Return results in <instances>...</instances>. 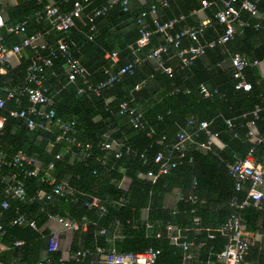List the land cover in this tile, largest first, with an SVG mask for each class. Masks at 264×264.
I'll list each match as a JSON object with an SVG mask.
<instances>
[{"label": "trees", "instance_id": "obj_1", "mask_svg": "<svg viewBox=\"0 0 264 264\" xmlns=\"http://www.w3.org/2000/svg\"><path fill=\"white\" fill-rule=\"evenodd\" d=\"M79 1L84 6V14L81 19H74V24L66 31V37L64 32L57 31L52 27L49 19L45 17L36 19V12L41 11L45 6V3H39L37 0H20L11 10V15L4 22V25L12 27L26 22V25H28L27 29L29 26L31 28L28 29L29 33L42 32L46 34L48 43L50 41H58L59 38H64L70 53L77 59L79 58L78 50L73 47V44L78 46L87 43L96 51L98 50L101 57L104 56L105 51H117L118 56L121 58V65L116 70L110 73L106 70V74L98 80L89 79L87 74L89 82L94 85L108 79L109 74H114L121 66L127 63L134 64V69L131 74H123L112 86L101 89L99 92L102 93L97 95L93 94V91L78 93L77 87L83 86L79 79H76L72 83L67 81V63L65 57L61 54L53 58L52 66L44 67L45 85H47L49 94L52 96L56 115L63 120L74 119L76 121L77 138L81 142H89L91 144V155L82 160L80 159V151L75 146H69L63 141L56 143L54 142L52 133L40 129L29 130L22 125L20 120L10 118L7 119L4 127L0 129V152L3 151L6 154L12 155L21 150L27 154L35 155L45 167L50 161L54 162L53 167L50 169V174L57 181H65L71 187L77 189L78 192L58 199L60 200L59 202L50 206L52 213L69 218L79 217L87 213L88 217L94 223L96 222L98 227H105L110 232L114 229L113 224L117 220V224H119L117 230L121 231V236H118L119 238L115 240L114 245L116 251L140 252L149 247L157 248L161 252L156 264H180L182 262L181 255L173 252L175 251L173 250L174 247L165 238V223L170 222L174 224V222L171 217V211L163 207V198L165 194L171 192L174 186H180L183 190L182 195L185 197L189 193H194L197 197L194 203L184 199H181V201L183 203V209L191 215H195L198 209L196 205L201 199V187L206 185V181L202 180V174L204 176H210L211 171L216 168L217 163L224 164V170L226 169L225 171L228 174L227 164L234 162L237 158L244 157L248 152H251V154L254 153L255 155L256 149L259 153L264 152V142L254 146L246 137V122L251 119V111L254 105L262 103L260 99V93H262L260 86L257 85L256 87V69L254 66H249L243 70L247 74L246 80L251 83L250 91L235 89L237 79L233 77V68L230 72L223 70L224 77L222 81L194 77L192 83L184 85L178 75L185 74V69L192 64L191 72L193 73L198 63H200V60L194 59L191 65L183 68L179 65V70L172 68L173 73L169 77L160 70L155 69L156 66L154 67V64L146 58L150 49L159 45L156 41L157 34L151 36L152 38L147 46L139 49L136 46V40L139 37L136 18L142 11H147L151 3L135 9H132L129 5L127 10H124L120 4L111 6L108 8L104 17L95 20L97 21L96 27L94 30H91V22L88 17L92 15L94 10L106 4L107 0ZM175 1L177 3V0ZM255 1L258 12L264 13V0ZM186 2L187 5L185 8L183 9L181 7L176 15L173 16H171V8L174 4H172L171 0H167V6H162L159 1L152 3L157 5L158 19L163 22L177 17L180 14L187 15L194 8L201 7L199 0H186ZM55 4L58 6L60 12H68L72 9L73 0H55ZM242 13L241 18L247 21L248 25L237 29L233 39L230 40L231 42L229 41L230 43H237L240 36L244 37L248 33L264 32V16L256 19L253 17L257 16V14L251 16L245 11ZM129 17L133 18L132 22L134 26L125 35L120 36L119 25ZM211 19L213 23H216L214 14ZM145 20L147 26L153 29L154 26L149 15L145 17ZM216 24L220 25L218 23ZM256 24L258 25L257 27H255ZM12 34V32L5 34L1 30L2 44ZM213 34L215 33L211 28L206 30L207 38H213L211 37ZM88 36H91L92 39L90 40ZM182 40L183 46L191 42L186 38ZM200 42L205 43L206 41L200 40ZM48 45L52 47L50 44ZM169 49L171 50V46ZM218 52V48H207L205 56L209 57L210 54ZM235 52L242 53V50L235 49V51H232V54ZM44 54H47V51H44ZM246 54L244 55L251 61L254 59L261 61L259 59L260 57L252 58L248 53ZM30 55L31 52H24L22 57L24 61L21 60L22 66L20 69L25 70ZM136 58L139 60L137 63L134 61ZM140 62L141 64H150L148 72H142L141 68H137V64ZM218 62H220L219 58L215 60L214 64L216 65ZM81 64L87 68L86 64ZM166 64L169 65L168 63ZM102 73H105V71H102ZM248 74H251V78H248ZM146 76L151 77L153 82L158 81L164 87V92L159 103L142 108V120L145 127L137 130L131 127L127 115L118 114V105L121 101L126 100L132 106L136 107L134 100L138 99L139 93L148 88V83H143L147 78ZM205 84L209 88H217L220 92L219 94H222V96L216 95L212 98H203L200 95L199 89L201 85ZM140 85L142 86L138 90L134 89ZM175 88L179 90L174 91ZM185 89L188 92H185ZM130 91H133L132 95L135 98L133 102L129 99L131 97ZM111 94L114 96V99L106 101L105 97ZM211 105L215 107L214 109L218 113L217 115L213 116V113L209 115L204 113ZM193 115L196 116L197 121H208L209 129L213 132H218L219 139L225 143V147L220 150L213 145L210 151L193 150L191 152L189 150L194 158L192 165L185 162L179 163L168 174L159 175L157 181L152 184L144 175L147 170H156L157 168L152 159L153 155L158 150L166 153L168 145L175 140V135L179 127H184L187 120ZM226 119L232 120L234 124L232 129L227 128ZM256 125L259 131L264 133V108L260 113V118L256 121ZM194 129L195 126L191 128V131ZM149 130L153 131L152 137L147 136ZM105 134H109L110 139H119L120 136L125 137L124 145L130 148V152L125 153V149L123 148L121 156L115 157L111 151H102L97 145L105 138ZM162 136H165L166 140L163 141V144H159L158 140ZM204 139V131L195 132L194 141L197 142ZM50 142H52V146H49ZM67 147L71 151L74 148L79 153V157L71 160L70 154L64 152ZM192 147L196 148L197 146L193 144ZM143 151L146 156L144 160L139 156ZM60 152L63 154L62 157L55 159V155ZM103 158L104 163L101 162ZM1 171L0 173H2ZM123 176L131 179V184L126 191L119 186ZM193 178L196 179L194 188L191 187ZM22 179L28 195H32L40 189H44L47 192L51 190V185L46 182H41L38 177L24 176ZM190 180L191 182H189ZM233 186L234 182H232L231 189L228 190V193L223 198L218 199L219 207L216 209L214 218L211 221L210 218L207 221L205 220L206 223L202 219L203 225L208 227V229L210 227H218L228 217L230 213L228 201L233 193ZM204 195L206 196V193ZM92 196H97L102 201L113 200L114 202L121 199V197H125L126 202L121 206L113 203L108 204L106 211L103 214H98L95 209L87 210L84 205ZM11 202L9 208L4 211L0 219L3 223L8 222L12 218L13 210L16 207L36 217L35 219L39 226L46 219L44 214L38 210L40 203L26 205L19 201ZM144 208L148 210L147 221L153 223L154 230L146 229L144 223L140 221L141 210ZM203 211H206L207 216H209V210L204 208ZM243 214L247 228H254L253 225L260 216L259 212L254 207L249 206L244 210ZM156 231H160L162 236L156 238L154 236ZM45 232L39 234L25 226L9 227L6 237L1 242L10 246L13 239H23L25 243L19 246V248H14L12 251H9V253L0 255L1 261L5 264H9L13 260L34 264L42 259L44 257L42 254L46 251V243L42 237ZM224 243L225 237L220 233H216L215 240H209L208 246L213 245V250L219 252ZM50 258L51 264H61L58 252L50 253ZM73 263L74 261H69L63 264Z\"/></svg>", "mask_w": 264, "mask_h": 264}, {"label": "built area", "instance_id": "obj_2", "mask_svg": "<svg viewBox=\"0 0 264 264\" xmlns=\"http://www.w3.org/2000/svg\"><path fill=\"white\" fill-rule=\"evenodd\" d=\"M3 0H0V6ZM50 1V0H48ZM70 1V0H63ZM130 0H107L101 8L94 10L91 16L88 17L91 22V30L96 27L97 18L104 17L108 8L116 4H120L124 10L129 7ZM202 7H209L214 4V1L199 0ZM162 6H167V0L159 1ZM220 5L214 13L215 22L223 26L222 33L214 39L208 40L205 43L200 42V37L203 36L206 26H212L213 20L201 22L198 26L183 27L181 30L172 33L173 27L185 18V15H179L171 18L167 21L161 22L157 16V5L151 3L147 11H142L136 18V24L138 25L139 37L136 40V46L139 48L145 47L150 43L151 36L153 34H160L164 38V43L159 44L157 47H153L148 52L146 58L155 63L156 67L168 75L172 76L173 69L165 65L162 53L168 50L169 45L176 48V55L180 58L182 65H189L192 61L203 54L207 47H214L217 44L226 43L233 39L237 29L248 25L247 21L241 18V12L245 11L251 16H255L258 12L257 3L255 0H220ZM84 14V6L79 0H73L72 9L68 12H60L59 9L52 4H45L41 11L36 12V19L43 17L49 19L52 27L58 31L66 33V31L74 24V19H81ZM149 15L153 23V29L147 26L145 17ZM82 21V20H81ZM4 26L3 16L0 9V30ZM258 25L256 24L255 27ZM10 31L22 34L21 42L13 45L10 48H6L2 44V37L0 35V74L9 58L21 52L23 47H30L34 51L36 60L28 67L25 80L21 85L16 87H8L0 85V109H3L6 105V101L13 99L16 102L20 101L23 96L27 97L29 105L25 108L10 109L6 116L0 115V129L4 127L6 119L10 116L13 118H20L24 121L26 128L33 130L35 128L45 129L54 136V142L61 141L66 142L69 146H75L80 151L81 159H86L91 155V144L89 142H81L77 138L76 121L74 119L63 120L56 115L55 109L52 106V101L46 93V88L43 86V69L46 66H52L53 58L57 54H61L66 59L67 63V81L74 82L76 79H81L84 83V87L77 89L78 93L93 91L99 92L105 87H110L114 82L118 81L120 77L125 74H131L134 69L133 63H127L121 66L114 74H110L109 78L105 81L99 82L94 85L89 82L87 78L86 68L79 62V60L70 53L67 43L64 39H60L57 42L56 47H50L45 41V34L42 32L27 33L26 22L14 25L9 28ZM91 39V36H89ZM186 38L191 42L187 45H182V39ZM41 50H47L48 54L42 55ZM112 60H116L118 57L117 51H112L107 55ZM135 63L139 62L136 58ZM231 65L234 69L233 77L237 79L235 89H242L248 91L251 89V83L248 82L243 75V70L246 67L260 65L259 60H249L247 57L240 53L235 52L230 57ZM262 77L264 78V70L262 71ZM175 88L174 91H178ZM200 93L204 98H208L213 94L218 93L217 88H209L206 85L200 86ZM185 92H188L185 89ZM264 102V100H263ZM264 105L256 104L251 111V119L246 122V137L249 142L254 146L264 141V133H261L257 129L256 121L260 118ZM118 114H124L128 116L129 123L133 129H143L145 124L142 120V113L132 106L129 101H121L118 105ZM195 126V129L191 131V128ZM226 126L228 129H232L234 124L231 119L226 120ZM196 131H204L205 139L202 141H194V135ZM153 131L147 132L148 137H152ZM218 132H213L209 129V122L206 120L197 121L191 117L187 120L184 127L180 128L175 135V140L168 145L167 152L158 150L152 157L153 162L156 164V170H147L144 175L152 184L155 183L159 175L168 174L172 169L178 166L179 163L185 162L189 165L193 164L194 158L189 152L188 143L196 144L197 148L202 151H210L212 146L218 141ZM166 140L165 136H162L158 140L159 144H163ZM102 151H111L115 157H120L122 149H125V153L130 152V148L125 146L119 139H110L109 134H105V138L101 140L97 145ZM65 153H71L69 147L64 150ZM62 153L55 155V159H60ZM140 158L143 160L146 158L145 152L140 153ZM104 163V158L101 159ZM54 162L48 163V169H51ZM40 162L35 155L27 154L21 150L17 151L10 158L5 157L0 153V170H7V172L0 173V216L3 215V211L10 206L9 199H13L25 204H31L35 201L43 200L51 202L58 197H66L75 193L74 189L65 181H56L51 178L49 174L40 173ZM228 174L234 181L235 194L231 195L228 201L230 213L226 220H224L218 227L217 231L225 237V243L219 252H216L211 259H207L205 264H249L245 258L248 250L251 246L249 238L246 236L244 219L241 211L249 206L259 210L263 208L264 204V164L256 162L251 152L242 158H237L234 162L226 165ZM10 169H18L19 174L10 172ZM20 174L26 176L38 177L41 182H46L51 185L49 192L44 189L36 191L32 195H28L25 191L24 181L20 177ZM192 184H196V179H192ZM247 187L245 188V185ZM245 190V195L240 198L239 192ZM180 199L195 201L196 196L192 193L186 197L181 194ZM124 198L119 200V203L124 202ZM85 204L88 207H99V200L93 198L92 201H86ZM43 211L47 221H55L60 224L64 229L73 230L78 229L81 225L86 224V218L83 217L81 221H77L74 218H64L61 215L53 214L44 206L40 208ZM100 212H104L105 208L100 207ZM200 222L198 217L193 219V223L198 225ZM39 227L35 218L28 215L25 211L20 210L19 207L15 208V215L8 221L9 226H28L38 232H41L46 226ZM159 224L158 222H155ZM152 223L147 224V227H153ZM165 229L168 231L169 241L181 247L184 251L183 258L190 260L191 255L189 252V245L191 242L186 239L184 235H181L178 231L174 230V225L170 222L165 223ZM45 229V228H44ZM7 233V227L0 222V237ZM47 249L50 253L56 252L61 246V239L59 231L50 227L47 235ZM157 236H160L157 233ZM208 236L213 238L215 233L208 230ZM24 241L21 239H14L13 246L19 247L23 245ZM204 242H199V245H203ZM5 246L0 242V249H4ZM160 249L149 247L140 252H118L114 249L105 251L102 247H96L94 253L99 256L98 261L92 264H156L157 258L160 255ZM90 251L88 249H80L75 251L71 258L75 264H83V258L88 255ZM63 264V259L59 260ZM2 264V263H0ZM25 264V263H18ZM35 264H51V258L48 257L45 263L38 261ZM184 264H189L185 262Z\"/></svg>", "mask_w": 264, "mask_h": 264}, {"label": "crops", "instance_id": "obj_3", "mask_svg": "<svg viewBox=\"0 0 264 264\" xmlns=\"http://www.w3.org/2000/svg\"><path fill=\"white\" fill-rule=\"evenodd\" d=\"M19 1L20 0H3L2 1L0 9H1V14L3 16L4 22H6L9 19L10 15H11V10L13 9L14 6H16L19 3ZM37 1L39 3L43 2L45 4H52L58 8V6H57L58 3L56 5L55 0H50V1H48V0H37ZM154 1H160V0H130L129 5L132 9H135V8H140L141 6H143L145 4L152 3ZM171 2H172V4H174L173 7L171 8V16L176 15V13L181 9V7H183V9H184L185 6L187 5L186 0H177V3L175 0H171ZM219 3H220V0H214V4L212 6H209V7H202L201 6L198 8H194L187 15H185V18L183 20H181L179 23H177L173 27L171 32L175 33L177 31L181 30L183 27L198 26L201 22L208 21L209 19H211L212 15L217 10L218 6L220 5ZM263 16H264L263 12L262 13L258 12L257 16H255L253 18L258 19V18H262ZM132 19H133L132 17H129L122 24L119 25V30L121 32L120 36L125 35L128 31H130L132 29V27L134 26ZM31 25H33V24H31ZM27 26L28 25H26V32L29 33L28 29L30 28V26L28 29H27ZM9 28L10 27H8L7 25H4L1 28L2 32L5 34L8 32L13 33L10 37H8V39H5L3 41V45L6 48H10L15 44L20 43L21 38H22V34L16 33L14 31H10ZM209 28H211L213 30V32L215 33V34H213V36H211L213 38H207V36H206V30ZM221 31H222V25L220 26V25H217L216 23H213L212 26H206L205 27L204 34H203V36H201L200 40L201 41H207V40L217 38L221 34ZM64 35L66 37L67 32ZM154 35H156V34H154ZM157 36H158V37H156L157 43H159V44L164 43L163 36L160 34H157ZM88 38H89V36H88ZM60 39H64V38H59L58 40H60ZM45 41L47 42V44H50L52 47L56 46L57 42H58V41H50L48 43L46 34H45ZM230 42L228 41L226 43L217 44L214 47H207L210 49L218 48L219 52L214 53V54H210L209 57H207V56H205V51L207 49L206 48L203 54H201L197 58H195L196 60L197 59L200 60V63H198V66L193 71V73L191 72V67L193 65L191 63L192 65L189 64L191 66L188 67L187 69H185V74L178 75L179 79L181 80V82L184 83V85L192 83L194 77H202L205 79L208 78V79H212L213 81H215V80L222 81V79L224 77L223 76L224 75L223 70L230 72L233 68L231 65V62H230V57L232 55V51H235V49H239V50H242V53H244V54L248 53V55L252 58L260 57L259 59H261V64L260 65H254V67H255L256 73H257V82L259 81L258 84L256 82V87H257V85H259L260 91L262 92V93H260L261 94L260 99H261L262 103H259V104L261 106H263L264 105V102H263V100H264V78H262L261 75H262V71L264 70V56H263L264 32L259 31V32L252 33V34L248 33L244 37L240 36V39H238L237 43L235 42V44H233ZM71 43H73V42H71ZM73 47L76 48V50H78V57H79L78 60L81 63L86 64V66H87L86 69H87V74H88L89 79L98 80L101 77H103L104 74H106V70L108 71V73H110V72L116 70L121 65L120 56H118L116 60H112L111 58H109L107 56L110 52L105 51L104 56L101 57L99 55L98 50L96 51L95 49L92 48V46H90L87 43H83V44H80L78 46L76 44H73ZM169 47H170V45H169ZM169 47H168V50L166 52L162 53V57L164 59L165 65H167L166 63H168L169 64L168 66H170L171 68H174L175 70H179L178 69L179 65L181 66V68L189 66V65H182L181 64L180 58L175 53L176 48L174 46L171 45V50L169 49ZM26 51L31 52V55L29 57V62L27 64L25 70H22V69H20V67L22 66L21 60H22L24 52H26ZM44 51H47V50H41L40 53L43 55ZM47 54H48V51H47ZM44 55H46V54H44ZM218 58L220 59V62H218L215 65L214 64L215 60H217ZM35 60H36V56L34 55L33 49H31L30 47H23L20 53L14 54L9 58V61L6 63V65L3 69V72L0 74V85L1 86H8V87H16L17 85H21L25 80L24 78H25V74H26L28 67ZM22 61H24V60H22ZM151 62L154 64V67H155L156 66L155 63L153 61H151ZM142 64H141V62L138 63L137 68L138 69L141 68L142 72H148V70L150 69V64L149 63L148 64L145 63L143 65ZM46 67H50V66H46ZM155 69H158V68L155 67ZM43 71H44V69H43ZM102 71L103 72L105 71V73H102ZM187 71H190V72H187ZM176 72H178V71H176ZM21 75H23V76L21 77ZM243 75H244V78L246 77L245 79H247V74L243 72ZM146 77L147 78H146V80L143 81V83L147 82L148 88H147V90L144 89L141 93H139L138 96L140 97V100H139V97L137 100H134L135 98L132 95L133 91H130L131 97L129 99L131 102H133V100H134V103L136 104L135 106L140 112H142V108L150 107L153 104L159 103L162 99V94L164 92V87L161 86V84H159L158 81L153 82L151 77H148V76H146ZM248 78H251V74H248ZM79 80L81 81V85L83 84V86H78L77 89L79 87H84L83 81L81 79H79ZM202 84H204V83H202ZM43 86L46 88V93H47L48 97L51 99L52 106H53L52 96L49 94V90H48L47 85H45V74H44V72H43ZM141 86L142 85L136 86L134 89L138 90ZM250 90H248V91H250ZM242 91H244V90H242ZM199 92H200V90H199ZM82 93H85V92H82ZM99 93L100 92H94L93 94L97 95ZM219 93L220 92L213 94L210 97L212 98L216 95L222 96V94H219ZM200 95H202V94H200ZM105 99H106V101H111L114 99V96L111 94V95L106 96ZM28 105H29V102H28L26 96L21 97L19 102H16L13 99L7 100L5 107L3 109H0V115L6 116L10 109L25 108ZM214 108L215 107L211 105L208 107L207 110L204 111V113L207 115L213 113V116L217 115L218 113L215 112ZM192 117L196 119V116L193 115ZM8 118L18 119L21 121L22 125L25 126L24 121L20 118H13L10 116ZM7 119H6V121H7ZM6 121H5V123H6ZM182 127L183 126H180L179 129ZM35 129H40V130L46 131L45 129H41V128H35ZM257 129H258V127H257ZM119 140H121L123 143H125L124 142L125 137L120 136ZM64 143H66V142H64ZM193 144L194 143H188L189 150H191V152L193 150L200 151L199 148L192 147ZM49 146H52V142L49 143ZM214 146L221 150L225 147V143L222 142L221 139H218V141L215 143ZM0 153L2 155H4L5 157L10 158L16 152L13 153L12 155L6 154L3 151H1ZM69 154H70L71 160L79 157V153L74 148L72 149V152ZM251 155L255 161L257 160L256 162L264 164V152L259 153L258 150L256 149L255 155H254V153H252ZM82 160H84V159H82ZM39 168H40L41 174L47 173V174H49V176L51 178H54L57 181V179L50 174L51 170L48 169V164L45 167L44 165H42V163H40ZM225 170H224V164L217 163L216 168H214V170L211 171L210 176L209 175L204 176L202 174V180L206 181V185L201 187V192H202L201 193V199L199 200V203L196 205V206H198V209L197 210L195 209L196 210L195 215H191L190 213L186 212L183 209V203L180 199L183 190L180 188V186H174L171 189V192L165 194V196L163 198V207L165 209H168L171 211V217H172L173 222H174V224L172 223L174 225V230L178 231L181 235H184L186 237V239L191 242V244L189 245V252H190V255L192 257L190 260H185L183 258L184 251L181 249V247L176 246L169 241L168 231L164 227L165 238L174 247L173 250H175V251H173V252L174 253L176 252L177 255L180 254L182 257V262L180 264H184L185 262H187L189 264H205L206 260L213 258L214 254L216 253L213 250V245L208 246L209 240L210 241L215 240V236L213 238L208 236V230L213 231V233H215V235H216V233H220V232L217 231V227H214V228L210 227L208 229V227L203 225L202 219H204V222H205V220L207 221V220H209V218H210V221L214 218L215 213H216V209L219 207L218 206V204H219L218 199L223 198L228 193V190L231 189L232 182H234V181L226 173ZM203 171H205V170H203ZM1 172L2 173L7 172V170H2ZM10 172L17 173V174L20 173V171L18 169H15V170L10 169ZM20 177L23 178L24 175L20 174ZM189 182H191V180ZM130 184H131V179L127 176H123L122 180L120 181L119 186L121 189L126 191L129 188ZM191 187L194 188L195 185L192 184ZM246 187H247V184L245 185V188ZM72 188L74 189L75 193L78 192L77 189H75L74 187H72ZM245 192H246L245 190H243L242 192H239L238 196L240 198H242L245 195ZM205 193H206V196L204 195ZM192 194H194V193H192ZM233 194H235L234 186H233L232 195ZM60 198H63V197H58L57 199H54L51 202L39 200V201H35L31 204H26V205H34L36 203H40V204L42 203V205H40V204L38 205V210L41 213L45 214L43 211L40 210V208L42 206H44L45 209L50 211V206L59 202L60 200H58V199H60ZM93 198H97L99 200V207L98 206L97 207H95V206L88 207L86 204H84V205L86 206L87 210L95 209L98 212V214L99 213L103 214L106 211V207L108 206V204L110 205L111 203H113L115 205L121 206V205H123V203L126 202L125 197H121V198H124L125 201L122 204H120L119 203L120 199L116 202H114L113 200L102 201L97 196H92L91 199H89L88 201H92ZM196 200H197V197H196ZM11 201H16V200L9 199V203H12ZM187 201L192 202V203L195 202V201H190V200H187ZM23 204H25V203H23ZM101 206L105 208L104 212L99 211ZM204 208H206L207 210L210 211V212H208L209 216H207L206 211H203ZM246 208H244L241 211V214H242V217L244 219L245 231L247 233L246 236H247V238H249V240L251 242V246L248 250V253L246 255L245 260L249 264H264V204H263L262 209H259V210L256 209L259 212L260 216L257 218L258 220H256L255 224L253 225L254 228H251V229L247 228L246 220H245L244 214H243V212ZM6 210H4V211H6ZM4 211H3V213H4ZM22 211H25V210H22ZM53 214H56V213H53ZM14 215H15V210H13L12 217ZM28 215H30V214H28ZM147 215H148L147 208L142 209L141 215H140V221L142 223H144L146 229H153L154 226L153 227H147V224H150V222L147 221ZM2 216L3 215L0 216V219L2 218ZM63 217L69 218V217H65V216H63ZM83 217L86 218V224L81 225L78 229L67 230V229H64V227H62L60 224H58L55 221H50V222L47 221V223H46V219L44 220L43 224L41 225V226H43L44 223H46V226L44 227L45 229L43 228V230L41 232H38V231L33 229L35 232H37L39 234L46 231L42 236L43 239L45 240V243H46V251H44L42 254V256H44V257L38 261H42L45 263V260L48 257H50V252L47 249V237H48L47 235H48L50 227L59 231L60 239H61V246H60L59 250L56 252H58L60 258L63 259V262L73 261L71 258L72 254L75 251L80 250V249H88L90 251V253L83 258V261H82L83 264H92V263H96L98 261L99 256L94 253V250L96 247H102L105 251H108L110 249L115 250V245H114L115 240L117 238H119L118 236H121V231L117 230V227L119 225V224H117L118 221L116 220V222H115L116 224L115 223L113 224L114 229L110 232L105 227H102V228L98 227L96 222L94 223V221L88 217L87 213H86V215H81L79 217H71V218H74L77 221H81L83 219ZM195 217H198L199 220L201 219V224H200V222L198 225H195L193 223V219ZM34 218H36V217H34ZM91 221H93V222H91ZM3 224L6 225L7 229L9 227H12V226L8 225V222L3 223ZM41 226H39V227H41ZM25 227H28V226H25ZM28 228H30V227H28ZM157 233H159L160 236H157ZM6 234L0 237V242L4 237H6ZM154 236L156 238H159L162 235H161L160 231H156ZM13 240H12V243H13ZM21 240H23V239H21ZM199 242H204V244L199 245ZM1 243L5 246V248L0 249V255H2L3 253H9V251H12L14 248H19V247L13 246L12 243L10 246L5 245L3 242H1ZM24 243H23V245H24ZM72 248H75V249H72ZM20 262L25 263L24 261L13 260V261H10L9 264H18ZM0 263L5 264V263H3V261H1V259H0ZM25 264H27V263H25ZM73 264H75V262ZM216 264H219V263H216Z\"/></svg>", "mask_w": 264, "mask_h": 264}]
</instances>
